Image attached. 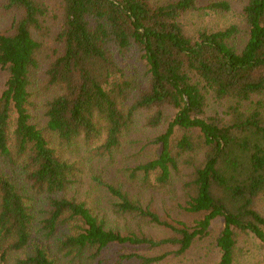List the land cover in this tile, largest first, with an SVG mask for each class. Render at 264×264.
Returning <instances> with one entry per match:
<instances>
[{
  "label": "trees",
  "instance_id": "obj_1",
  "mask_svg": "<svg viewBox=\"0 0 264 264\" xmlns=\"http://www.w3.org/2000/svg\"><path fill=\"white\" fill-rule=\"evenodd\" d=\"M231 8L0 0V264H157L185 254L219 217L216 264H237L242 235L264 251V0L245 3L241 46L235 24L194 34L184 25L191 12ZM141 113L157 130L154 154L131 177L157 191L182 178L177 206L191 223L101 177L109 217L71 191L82 170L68 152L83 144L112 156ZM153 226L169 234L157 238Z\"/></svg>",
  "mask_w": 264,
  "mask_h": 264
},
{
  "label": "rangeland",
  "instance_id": "obj_2",
  "mask_svg": "<svg viewBox=\"0 0 264 264\" xmlns=\"http://www.w3.org/2000/svg\"><path fill=\"white\" fill-rule=\"evenodd\" d=\"M200 1L204 4L211 0ZM229 1L232 6L229 11L198 10L185 15L186 31L189 34H194L198 30H219L235 24L239 28L236 42L241 46L249 33V26L243 13L247 0ZM143 120L144 113L138 114L131 126L127 142L121 149L114 151L112 156L92 157L87 153L83 144H77L72 148L68 153L71 159L79 161L82 171L72 185L71 191L76 192L79 198L87 200L88 205L93 206L96 212L109 217L108 205L111 197L95 180V177H101V179L128 191L130 195L138 196L144 204H149L163 218L191 223V215H185L177 206V201H183L182 178H174L170 189L157 191L153 189L141 190L139 187L140 175L135 178L131 177L129 169L149 160L154 154V148L148 145V140L157 133V130L144 128ZM187 170L184 168V172ZM262 206L264 207V202ZM109 222L113 224L114 219H109ZM223 225L222 217L215 219L210 225L209 234L196 240L185 254L167 257L157 264H216L220 260L221 250L217 246L215 238ZM145 230L157 238L169 234L158 226ZM261 245V240L253 235H242L237 247V264H264V251ZM126 264L139 263L132 260Z\"/></svg>",
  "mask_w": 264,
  "mask_h": 264
}]
</instances>
